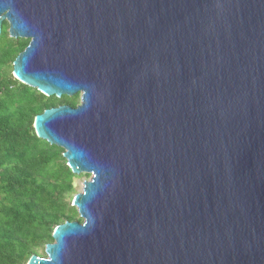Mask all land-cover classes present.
Masks as SVG:
<instances>
[{
	"label": "water",
	"instance_id": "water-1",
	"mask_svg": "<svg viewBox=\"0 0 264 264\" xmlns=\"http://www.w3.org/2000/svg\"><path fill=\"white\" fill-rule=\"evenodd\" d=\"M17 81L79 96L38 138L88 174L26 264H264V0H0Z\"/></svg>",
	"mask_w": 264,
	"mask_h": 264
},
{
	"label": "trees",
	"instance_id": "trees-1",
	"mask_svg": "<svg viewBox=\"0 0 264 264\" xmlns=\"http://www.w3.org/2000/svg\"><path fill=\"white\" fill-rule=\"evenodd\" d=\"M3 39L10 46L0 48V264H26L39 250L45 256L58 224L81 221L71 201L73 180L82 174L71 171L62 148L33 130L37 114L64 104L74 107L79 96H46L14 79L13 60L28 39L10 37L6 21Z\"/></svg>",
	"mask_w": 264,
	"mask_h": 264
},
{
	"label": "rangeland",
	"instance_id": "rangeland-1",
	"mask_svg": "<svg viewBox=\"0 0 264 264\" xmlns=\"http://www.w3.org/2000/svg\"><path fill=\"white\" fill-rule=\"evenodd\" d=\"M10 36V35H9ZM11 37V36H10ZM14 38V37H12ZM10 43L8 42L7 39H3V40H0V48L1 47H9ZM13 64V63H12ZM12 70V69H11ZM80 175V174H79ZM88 175L82 173V175L78 176V177H75L74 180H73V188H74V191L72 192V196H74L77 192H79V187H80V184L85 180V178L87 177ZM39 256H44L42 255L41 251L39 250V253L37 254Z\"/></svg>",
	"mask_w": 264,
	"mask_h": 264
}]
</instances>
